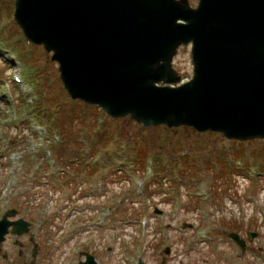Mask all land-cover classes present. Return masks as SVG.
<instances>
[{"label": "rangeland", "instance_id": "1", "mask_svg": "<svg viewBox=\"0 0 264 264\" xmlns=\"http://www.w3.org/2000/svg\"><path fill=\"white\" fill-rule=\"evenodd\" d=\"M13 1L0 0V217L17 193L21 202L11 206L30 230L6 238L0 264H80L84 253L97 264H264L263 141L238 145L159 126L144 132L149 151L139 157L141 126L98 107H70L57 64L15 24ZM18 55L31 67L26 78ZM173 67L182 82L192 78L189 46L179 48ZM14 74L29 92L12 84ZM26 100L33 103L22 107ZM221 157L234 166L226 186L216 181ZM160 166L167 173H157ZM230 232L246 241L244 251Z\"/></svg>", "mask_w": 264, "mask_h": 264}, {"label": "water", "instance_id": "2", "mask_svg": "<svg viewBox=\"0 0 264 264\" xmlns=\"http://www.w3.org/2000/svg\"><path fill=\"white\" fill-rule=\"evenodd\" d=\"M13 16L28 41L53 52L72 100L143 128L264 141V0H15ZM187 45L193 76L181 83L172 62ZM9 226L18 235L29 227L4 217L0 243Z\"/></svg>", "mask_w": 264, "mask_h": 264}, {"label": "trees", "instance_id": "3", "mask_svg": "<svg viewBox=\"0 0 264 264\" xmlns=\"http://www.w3.org/2000/svg\"><path fill=\"white\" fill-rule=\"evenodd\" d=\"M79 104H81V103L71 102L70 103V107L73 108V109L79 110V107H78ZM35 109H37V105H36ZM92 109H96V108H92ZM96 135H98V138H102L104 136V133L99 131V132H97ZM100 140H102V139H100ZM135 144L137 146L139 145V151H138L139 157L146 156L148 151H149V145H150L149 139L146 138V137H140V140H135ZM185 157L186 156H183L182 158H185ZM154 159L156 160L157 157L154 156ZM154 159H153V161H154ZM224 160H225V157L217 158V162L220 165L225 166V167H224V171L221 172V174L216 178V181H219V184H221L222 179L224 178V180H225L224 183H225V186H226L230 182L232 177L234 176V173H233L234 166L226 164V162ZM155 163L159 164L160 161L157 160ZM258 165H259V167L264 169V163H261V164H258ZM159 172L167 173V169L165 171L164 167L160 166L158 171H157V173H159Z\"/></svg>", "mask_w": 264, "mask_h": 264}, {"label": "flooded vegetation", "instance_id": "4", "mask_svg": "<svg viewBox=\"0 0 264 264\" xmlns=\"http://www.w3.org/2000/svg\"><path fill=\"white\" fill-rule=\"evenodd\" d=\"M18 200H19V202H21V198L20 197L17 199V202H18ZM15 209L17 210V208H15ZM14 244L16 246H18V245L20 246L21 249H19V251H18V256L21 257L22 256V252H23L22 251V243H19L18 240H16Z\"/></svg>", "mask_w": 264, "mask_h": 264}]
</instances>
